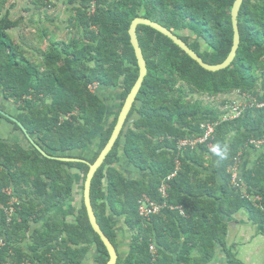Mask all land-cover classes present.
Wrapping results in <instances>:
<instances>
[{
  "label": "trees",
  "instance_id": "obj_1",
  "mask_svg": "<svg viewBox=\"0 0 264 264\" xmlns=\"http://www.w3.org/2000/svg\"><path fill=\"white\" fill-rule=\"evenodd\" d=\"M29 1L34 8L24 11L32 9L45 18L35 22L32 14L27 26L36 24L37 39L46 47L32 49L34 44L20 34L22 39H16L13 32L26 19L14 18L16 7L11 0H0V95L12 104L15 114L3 111L16 117L53 157L93 164L108 144L139 78L129 34L135 19L162 25L209 65L225 62L233 47L236 0H95L94 14L90 13L94 0ZM59 1L70 13L64 40L46 24L54 21L47 11ZM238 23L237 56L228 68L217 72L203 69L155 29L138 26L148 74L91 188L94 215L112 244L117 248L110 213L124 217L133 233L127 257H119L117 264H209L216 244L226 243L230 220L239 213L264 225V154L238 185L232 169L239 159L241 173L247 147L255 146L252 141L264 142V0H244ZM29 47L37 61L28 57ZM94 85L99 92L90 89ZM118 88L120 103L112 104L102 96V91ZM236 93L245 102L229 98ZM237 104L244 107L241 115L226 119ZM0 118L26 138L16 123L1 114ZM207 124L216 127L205 143L179 150L180 140L203 137L202 126ZM91 147H96L91 156L78 154ZM122 153L143 172V178L126 177L117 169ZM177 161L180 170L167 181ZM89 169L85 163L44 157L31 143L26 148L0 138V240L4 241L0 264H82L94 243L99 249L94 264L108 263L107 249L84 205ZM75 171L82 179V199L74 222L67 218L45 221L73 198ZM163 183L166 197L160 193ZM144 195L166 205L149 221L139 216ZM13 199L18 204L9 223L6 212Z\"/></svg>",
  "mask_w": 264,
  "mask_h": 264
},
{
  "label": "crops",
  "instance_id": "obj_2",
  "mask_svg": "<svg viewBox=\"0 0 264 264\" xmlns=\"http://www.w3.org/2000/svg\"><path fill=\"white\" fill-rule=\"evenodd\" d=\"M60 3V1L57 2L58 5ZM15 7H17V4L15 5ZM67 19H69V17ZM67 19L60 21V23H57L56 25H58L59 27L54 25V27L51 28V30L59 40H64L68 36V31L66 29ZM54 20L57 21L58 19ZM229 98L235 99L236 101L238 100V102L240 103L245 102L243 96L238 93L231 95ZM12 111L13 112L11 114H15L14 108ZM0 120L2 123L5 122V120L2 118H0ZM10 127L12 128L11 125ZM10 133H16L14 135L13 141H10L9 134L0 133V138L6 140L7 137L8 141L21 143L24 147L29 148V141H27L22 133L15 131L14 128L11 129ZM95 149L96 147H91L90 149L81 151L78 154L91 156L94 153ZM75 154L77 153L75 152ZM263 154L264 145L247 147L241 165L240 177H244L246 172L250 168H252L254 164L257 163L258 159ZM116 167L126 177L136 179H141L144 177L143 172L137 169L123 153L121 156V161L117 164ZM74 175L76 177V183L73 198L69 202L54 209L50 213L51 215L48 216L45 221H61L63 218H67L69 222H74L75 218L73 214H77V211L80 209L82 199V179L78 171H75ZM218 181H222L220 177H218ZM109 217L114 224V229H116L117 232L116 245L119 257L124 260L131 249L133 233L129 229V227L126 226L124 217H117L113 213H110ZM235 218V220H230V227L228 229V235L225 245L216 244L214 258L209 264H264V225H257L249 221L245 212L239 213ZM28 244L29 241H26L23 244V247L26 251L28 250ZM98 255L99 249L94 243L89 247V251L82 264H94Z\"/></svg>",
  "mask_w": 264,
  "mask_h": 264
},
{
  "label": "water",
  "instance_id": "obj_3",
  "mask_svg": "<svg viewBox=\"0 0 264 264\" xmlns=\"http://www.w3.org/2000/svg\"><path fill=\"white\" fill-rule=\"evenodd\" d=\"M244 0H236L235 4L233 5L232 9V23H233V29H234V41H233V47L231 50V53L229 57L226 59L225 62H223L220 65H209L195 52L193 51L182 39H180L178 36L170 32L168 29L163 27L162 25L152 22L149 19L145 18H137L132 22L129 34L131 37V44L135 50L136 58L138 61V66L140 73L139 78L134 85L132 91L128 95L127 99L124 102V105L121 109V112L118 117L117 124L114 128L113 134L106 145V147L103 149V151L100 153L97 160L92 164L87 160H82L78 158H66V157H53L46 153L44 149L37 143H35L34 139L30 136V134L27 132L26 128L23 126V124L15 117L7 114L3 110L0 109V114L3 117H6L10 121L16 123L23 133L25 134L26 138L28 139V143H31V145L44 157L47 158H53L57 159L63 162H78V163H85L88 164L90 167L88 175L86 177V180L84 182V190H83V198H84V205L87 210V215L89 217L90 224L95 231V233L98 234L100 237L102 243L104 244L105 248L107 249V252L109 254V261L107 264H117L119 259V253L117 248L112 244V242L109 240V238L106 236V234L103 232L102 228L98 224L97 217L94 212L92 201H91V188H92V181L98 172V170L103 166L107 156L110 154V152L113 150L116 142H118V139L120 138V135L122 131L124 130V127L129 119L130 112L135 104V101L137 99V96L142 88L143 82L146 78V74H148V67L147 62L143 54V50L140 46L138 35H137V28L140 25L148 26L156 31L160 32L161 34L165 35L169 39H171L177 46H179L186 54H188L194 61L199 63V65L210 72H217L220 70H224L228 68L233 61L235 60L237 56V51L239 49L240 43H241V36L239 31V23H238V16L241 9V5L243 4Z\"/></svg>",
  "mask_w": 264,
  "mask_h": 264
},
{
  "label": "rangeland",
  "instance_id": "obj_4",
  "mask_svg": "<svg viewBox=\"0 0 264 264\" xmlns=\"http://www.w3.org/2000/svg\"><path fill=\"white\" fill-rule=\"evenodd\" d=\"M10 3H12L14 5L17 4V7L12 10V14H13L14 18L23 16L26 19L25 23L21 24L22 28H20L18 31L13 32L16 39L17 40L22 39L19 36V34H20L24 37L23 40H25L27 43H30V44L33 43L34 44L35 47H33L32 49H34V48H36V49H42L43 48L44 49L46 47V43L42 44L38 41V39H37L38 33L36 32V29H37L36 24L34 22H32L31 26H27V24L30 22L29 19L31 16L34 15L32 21L36 22V21H39L40 18H45L44 14H39L37 12L32 13L33 12L32 9L30 12H25L24 8H27V7L34 8L29 0H11ZM67 10H68L67 5L63 4L62 2L59 5H57L56 8L49 9L47 11L48 17L53 18V19H58V20L57 21L54 20V22H52V23L46 22V24L54 27V25H56L57 23H60V21L67 19L70 15V13H68ZM31 40H33L34 42ZM32 49L29 47L28 50L31 52L28 53V57L34 59V61H37L33 57V54H32L33 50ZM99 90L100 89L98 88L97 91L99 92ZM120 93H121V90L119 88L118 89H111L108 91H106V90L102 91V96H104V98H109L111 100L112 104H113V101L115 102V104H118V103H120V101H119ZM205 100H206V98H205ZM11 105L12 104L3 100V97L0 95V109L12 113L13 112L12 110L14 107ZM14 111H15V108H14ZM4 123H2L0 120V133L9 134L10 141H13L14 135L16 133L15 134L10 133L12 128L10 127L11 124L9 122L5 121ZM5 127L8 129H6ZM2 128H5V129H2ZM6 140H7V137H6Z\"/></svg>",
  "mask_w": 264,
  "mask_h": 264
},
{
  "label": "built area",
  "instance_id": "obj_5",
  "mask_svg": "<svg viewBox=\"0 0 264 264\" xmlns=\"http://www.w3.org/2000/svg\"><path fill=\"white\" fill-rule=\"evenodd\" d=\"M92 7L90 10L91 14H94L95 12V0L92 2ZM98 88L97 85L91 86L90 89L92 91H96ZM243 106L242 104H237L234 107H231V110L229 112V116L226 117V119H235L237 117H239L243 111ZM215 127L216 124H207V125H203L202 128L205 130V135L203 137L197 138V139H184V140H180L178 142V148L180 151L182 150H186L187 148H195V146H198L199 144H203L205 143L208 138H210L214 132H215ZM252 145L255 146H261L264 145V142H260V141H252L251 142ZM239 164H241V162L239 161V159L236 160V164L235 166L232 168L234 171V184L238 185V181L240 178V173L238 171V169L240 168ZM180 162L177 161L176 163V170L174 173H172L170 176L167 177V181H171L173 178H175L177 176L178 171L180 170ZM160 193L162 194L163 197L167 196V192H166V185L165 183H163L160 187ZM18 202L17 200L13 199L12 203L10 205V208L7 210V216H8V222L11 223L13 221L14 215L16 213V209H15V205H17ZM166 208V205L163 204H159L154 202L153 200H151L147 195H144L141 199H140V205H139V216H141L143 219L145 220H150L152 215H157L160 214L164 209ZM177 208V207H176ZM181 209V208H179ZM182 215H184V212L182 211ZM4 245V241L0 240V246ZM151 251L152 253H156V247L154 245L151 246Z\"/></svg>",
  "mask_w": 264,
  "mask_h": 264
}]
</instances>
